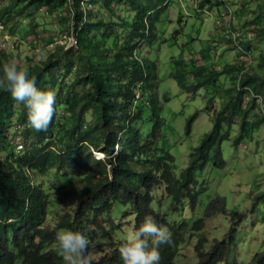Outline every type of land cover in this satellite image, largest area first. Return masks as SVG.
Segmentation results:
<instances>
[{
    "label": "trees",
    "instance_id": "16d2710c",
    "mask_svg": "<svg viewBox=\"0 0 264 264\" xmlns=\"http://www.w3.org/2000/svg\"><path fill=\"white\" fill-rule=\"evenodd\" d=\"M119 1L0 0V20L5 22L14 13L22 19L43 11L63 23L67 21L60 10L64 6L70 20L65 35H74L76 41L69 47L58 44L52 51L42 46L17 63L20 68L27 67L29 79L35 78L39 90L58 93L55 115L46 131L31 128L27 108L0 87V264H63L55 242L62 229L87 235L88 256L98 236L108 237L112 241L109 253L99 260L89 256L92 264H123L119 248L126 240L113 238L120 226L111 216L115 204L130 211L134 229L150 215L170 230L171 242L159 248L160 264H174L185 234L200 231L204 222L197 218L190 225L186 219L167 218V214L181 215L186 205L194 210L204 190L197 188L195 170L212 159L214 167L224 166L222 140L227 139V130L237 118L239 133L234 144L250 134L253 124L248 117L254 115L257 105L251 101L243 107V93L236 91L215 114L211 130L192 149L188 165L175 175L174 157L161 142L162 103L155 66L134 53L141 44L156 42V23L167 0H129L132 19H106V14L114 12L111 2L117 5ZM96 5L95 11L88 9ZM204 5L199 3L200 8ZM123 13L130 15L128 10ZM253 15L249 23L263 37L264 0ZM31 31L36 35L35 29ZM110 37L111 45L107 43ZM42 50L48 52L43 58L39 57L45 52ZM12 61L13 55L0 50V79L4 65ZM206 70L200 66L195 76L204 77ZM223 72L233 83L236 76L232 74L239 69L226 65ZM181 74L179 69L174 78L185 88ZM218 74L212 72L213 77ZM243 78V85L258 92L261 85L251 84L253 75L246 73ZM256 118L263 122L264 115ZM146 122L152 125L144 136ZM259 122L255 120V124ZM222 123L227 126L224 132ZM90 147L103 152L105 158H94ZM158 184L169 198L166 212L152 206ZM256 202H264V194L255 197L253 207ZM53 207L58 217L50 212ZM218 210H225V201L217 197L210 200L207 214ZM232 224L237 226L236 221ZM235 233V228L229 229L228 242L216 241L199 256L198 264H236ZM253 264H264V252L254 256Z\"/></svg>",
    "mask_w": 264,
    "mask_h": 264
},
{
    "label": "rangeland",
    "instance_id": "374dc122",
    "mask_svg": "<svg viewBox=\"0 0 264 264\" xmlns=\"http://www.w3.org/2000/svg\"><path fill=\"white\" fill-rule=\"evenodd\" d=\"M199 1L206 0H170L168 8L163 14L159 15V21L156 23L157 41L150 48L145 45L142 49L137 50L139 57L141 55V57L152 60L154 66H156L155 71L159 81L158 94L162 103L160 115L161 142L174 157V173L176 176L187 166L188 157L193 147L197 146L203 136L212 128V119L207 113L212 114L213 118L214 112L219 111L224 99V88L222 89L220 86H208L206 92L203 88H200L195 95L191 96L190 92L183 91L175 80L170 77L171 72L175 69L172 63L173 59L184 54L188 62L190 57L195 58V56L200 60L201 48L203 46L209 48L208 43L212 42L208 40L211 31L213 29L217 30L213 23L214 18L207 19L203 14L197 15V18L192 17L193 14L205 13V10H208L206 2H204V9H200ZM262 1L228 0L229 6L235 15L234 26L236 29L243 32L251 30L252 24L249 23V19L255 17L253 13ZM214 2L218 3L217 0H214ZM97 6L88 9L95 11ZM110 6L114 9V12H110L105 16L110 21H119L121 18L126 17V13H123L124 10L130 11V15H132L129 0H120L117 5H113V2H111ZM63 7L60 10L64 11L65 16L63 17L67 19L63 23L59 22V17L55 19V17L49 16L43 11L40 13L34 12L29 18L21 19L16 13L10 16L12 17L11 20L6 21L10 26L8 29L9 31L11 29L12 32H10L18 35L21 39L16 49H13L18 63H23L24 57H31L34 52L43 48L42 46L47 44L50 38H53L50 43L61 38L68 45L74 40V35H65L64 30L70 25V20L66 17L68 14L67 9ZM201 16L203 19H198ZM127 19L130 20L132 17ZM33 29H35L36 35L31 31ZM218 36L220 39L215 41L216 45L224 48L228 47L229 49H221L220 53L216 50V59L227 56L223 61L234 63L237 54L229 47L230 42L222 37L221 31H219ZM213 38L212 40H214ZM111 39L112 37L107 41L109 45H111ZM256 39L259 42L253 40V45H250L256 47L253 49L255 53L254 60H256L254 68L260 71L258 80L260 81L259 84H262L261 78L264 72L259 66V61L263 52L264 38L256 35ZM8 44L12 47L15 46L13 40L9 41ZM57 46L58 44L55 45L54 49H57ZM190 49L192 50L190 51ZM47 53L45 51L39 57L43 58V54L46 56ZM216 61L212 60L211 66L222 63ZM226 65L235 66L229 63ZM235 73L232 75H235ZM69 77H72V75ZM219 80L223 85L227 86L229 84L226 76H222ZM258 89L264 94V85H261ZM164 95L167 99H163ZM57 96L58 93L56 92V100ZM206 97L212 100L211 110L210 112L206 111L207 113L201 112L206 103ZM60 111L62 110L60 109ZM255 112L257 113H255L256 117L261 115L260 108ZM195 113H198V115L192 122L190 133L186 134V122ZM88 115L86 114V119H89ZM256 117L252 116L250 118L253 124L250 134L240 140L237 145L234 144V139L239 133V120L236 119L235 124L228 130L225 128L226 125L222 123V132L228 131L227 139L222 140L225 165L222 168H216L212 159L204 168L195 170L198 189L204 190L200 194L194 210L186 205L180 216L172 215L171 218H183L193 221L202 217L207 211L210 200L217 197H222L225 200L226 211L217 212L213 216L207 217L204 228L200 233L185 234L184 243L180 247L181 257L176 258V260L179 258L177 264H187L195 261L193 247L199 236H205L209 242L213 238H224L223 235L231 228V222L233 221H236L237 225V237L234 247L237 264H253L255 253L264 252V204L256 202L253 207L255 197L259 193L264 194V120L261 122L262 119ZM255 120H260V124H255ZM151 125L152 123L146 122L142 126L144 136L148 134ZM155 190V199L152 206L154 208L160 206L163 212L168 211L169 199L164 194L165 191L162 185L157 186ZM72 207L71 209H73ZM120 207V204H115L111 214L119 221L120 228L124 230L125 234H128L133 226V217L131 214H125L124 209ZM63 208L67 209V207ZM60 211L62 212L61 209ZM50 212L58 217L56 208H51ZM167 217L169 218L168 214ZM113 237L118 239V234H114ZM110 243V240L104 241L98 236L93 244L91 256L99 259L106 255Z\"/></svg>",
    "mask_w": 264,
    "mask_h": 264
},
{
    "label": "clouds",
    "instance_id": "9594fccd",
    "mask_svg": "<svg viewBox=\"0 0 264 264\" xmlns=\"http://www.w3.org/2000/svg\"><path fill=\"white\" fill-rule=\"evenodd\" d=\"M217 1H218V3H215L214 0L202 1V2H206V6H207L208 10L206 9L205 13H196V14L192 15V17H195V18H197L196 17L197 15H201V14H203L207 19L214 18L213 23H214L215 28L217 30L213 29L211 31V34H210V37L208 38V40H210L212 42H209L207 40L209 42L208 43L209 48H206L205 46H203L201 48V51L199 53L200 54L199 55L200 60H198V57L195 56V58L190 57L189 58L190 60L188 62L185 59L186 57L184 56V54H181L179 57L174 58L172 63L174 65L175 69L171 72L170 77H172L175 80V82L177 83V85L179 86L178 80H177V78H174V76H175V73H177L178 70L180 69V71L182 72L181 75L184 78L185 88H183L181 86H179V88H181L183 91L190 92L191 96L195 95L196 92L200 88H203L206 92V90L208 89V86H220V87H222V89L224 88V99H223V102L221 104L219 111L223 107L224 103L228 100V96L230 94H235L236 91H239V92L243 93V96H242L243 107L249 106L251 101H253L254 104L257 105L256 109L253 110V114L255 115V113H256L255 111L260 107L261 108L260 109L261 114L264 115V109L262 108V105H264V94L259 89H258V92H256L253 89H251L250 87H248L249 85H243L241 83L242 80L244 79L243 77L245 76L246 73L253 75V78H255L254 83L251 82V84L256 85V84H259V82H260L258 80V75H259L260 71H257L254 68L256 60H254L255 59V55H254L255 53L253 52V49H255L256 47L251 46V45H253L252 44L253 40L256 42H259L256 39L258 28H254V26L252 25L251 30L244 31V32L239 31L234 26L235 15H234L232 8L229 6L228 0H217ZM166 2H167L166 8L162 12V14L168 8L170 0H167ZM200 2L201 1H199V3ZM200 9H204V7L200 8ZM125 16L129 17L131 15L125 14ZM198 19H203V17L202 16L198 17ZM0 23L3 25V30L0 32V38L6 34V35H8L9 41L13 40V42L15 43L14 47L10 46L9 44L4 49L0 47V50L5 51L7 54L13 55L14 59H15V62L12 61V62L6 63L4 65V67H3L4 75H3V78L0 79V87H3L5 90L10 92L11 96L13 97V99L16 102L23 104L27 108V110H28L27 119H28V124L31 128H33L37 132L46 131L47 128L49 127L50 123L52 122L54 115H55L56 92L54 90H46V91L39 90L36 87L35 78L29 79V72H28L27 67L20 68L17 65V63H18V61L16 60L17 56H16V54L13 53V49H16V46L19 44L20 37L16 34H12L9 31L8 25L6 24L5 21L0 20ZM219 31H221L222 37L225 38V40L230 42L229 47L232 48L234 50V52L237 54V59H236V61H234V63L223 61L224 58L227 56L219 57L217 59L215 57L216 56V54H215L216 50H218V52L220 53L221 49L222 50H226V49L228 50L229 49L228 47L224 48L223 46H217L216 45L215 41L220 39L218 36ZM212 38L214 40H212ZM261 38H264V36ZM75 42H76L75 37H74V40L69 45L64 43V41L61 40V38H60V39H55L54 42L49 43V44H45L43 46L48 47V48H46V50L52 51V50H54L56 44H65L66 47H69V46L75 44ZM141 45H143V46L140 47V49H142L145 46L144 44H141ZM152 46L146 45V47H148V48H150ZM262 49H263V52L260 55L261 59L259 61V66L262 68V71L264 72V47H262ZM136 50H139V49H135V51H134V53L138 56V53ZM191 50L192 49H190V51ZM212 60L213 61L217 60L216 62L219 61L222 63H218L214 66H211ZM223 62H225V63H223ZM183 63L185 64V66L183 65ZM228 63L234 64L235 66H233V67L239 69V72H236L234 75V76H236V80L234 79L233 83H232V79L225 72H223L224 67ZM18 64H21V63H18ZM200 66L206 67V69H207L206 73L207 74H205L204 77L198 78L195 76V74H196L197 70L200 68ZM213 68L215 71L213 70ZM154 70H156V66H155ZM154 72L156 73V71H154ZM212 72L219 73V74L217 76L213 77ZM156 75H157V73H156ZM222 76H226L228 78L229 84L227 86L223 85L220 82L219 79ZM199 81H201L202 83L199 84ZM261 82H262V84H259V85H264V75L261 78ZM138 98H139V94L137 93L135 101H137ZM163 99H167L166 95L163 96ZM211 105H212L211 98L206 97V103H205L204 107L201 109V112H206V111L210 112ZM219 111H217V112H219ZM217 112H214L213 118H212V114L207 113L208 116L212 119V126L214 124V118H215V114ZM197 115H198V113H195L187 120L186 126H185V133L186 134L190 133L192 122L194 121V119L196 118ZM254 115L249 116L248 121H250V118ZM188 126H190V129H189V132H186V128ZM225 128H227V126ZM160 132H161V128H160ZM161 135H162V133H161ZM118 147H119L118 144H116L115 145V151L118 150ZM221 147H222V145H221ZM16 148H17V150L21 149L20 142H17ZM90 150H91L92 156L94 158L99 159V160L105 158V155L103 152L96 151L92 147H90ZM191 152H192V150H191ZM189 158H190V154L188 157V162H189ZM108 168L110 170L109 165H108ZM195 179H196V174H195ZM196 183H198L197 180H196ZM159 185H161V184H158L157 186H159ZM162 187H163V185H162ZM197 188H198V186H197ZM163 190H164V187H163ZM164 194L166 195L165 192H164ZM260 194H262V193H259L258 195H260ZM218 198H222V197H218ZM154 199H155V195H154ZM258 203L264 204V202H258ZM154 209L161 211L160 206L157 208H154ZM207 210H208V208H207ZM225 211H226V203H225V210L224 211L218 210V211L211 213V214H207V211H206V213L202 217H199V218L203 219V222L205 225V219L207 217H211L217 212H225ZM125 214H130V211L126 209ZM172 215L180 216L177 214H171V215H169V218H171ZM111 216L113 217V219L116 223L119 222L114 217L113 214H111ZM196 219H194L193 221H195ZM186 220L190 223V225L193 223V221H190L189 219H186ZM233 222H235V221H233ZM233 222H231V228L230 229H232V228L236 229V227H232ZM204 225H203V228H204ZM118 228H119V230L115 231L113 233V236H114V234H118V239L122 238L121 240H126V242L123 243L119 248V255H120L121 260L123 261V264H160V261H161V253L159 250L160 245L167 244V243L171 242L172 233L170 232V230L167 227L158 224L153 216L148 215V216L144 217L143 222L140 224V226L138 228L134 229V227L132 226V228L128 232V234H125L124 230H122L120 228V226H118ZM203 228L200 231L189 230L187 233H189V234L192 232L193 233H200L203 230ZM236 231H237V229H236ZM228 233H229V230L223 235L224 238H213L211 242H209L205 236H199L197 238V242H196L195 246L193 247V254L195 257V261H192V263H187V264H198L199 256L202 255L204 252L208 251V249L216 241L227 243L228 239H229ZM236 237H237V232L235 233V236H234L235 242H236ZM100 239H103L104 241L109 240L108 237H106V238L100 237ZM184 239H185V236H184ZM149 240H151V246L149 245ZM55 242H56L58 253L62 257L63 264H92L90 257H92L91 253H92L93 245H92L91 249L89 248V256H90L89 257L87 255V249L89 246V239L84 232L62 229L56 233ZM183 243H184V241L181 243V245ZM111 245H112V241L109 244L108 251H106L107 254L110 251ZM181 245H180V247H181ZM180 247H179L178 255H176L174 258V264H177L178 259L181 257ZM234 251H235V249H234ZM259 253L260 252H257V253H255V255L259 254ZM103 256H105V255H103ZM178 256H179V258L176 260V258ZM102 257H100V258H102ZM99 259H97V260H99ZM235 259H236V264H237L236 253H235ZM253 259H254V257H253Z\"/></svg>",
    "mask_w": 264,
    "mask_h": 264
},
{
    "label": "built area",
    "instance_id": "2783aa9c",
    "mask_svg": "<svg viewBox=\"0 0 264 264\" xmlns=\"http://www.w3.org/2000/svg\"><path fill=\"white\" fill-rule=\"evenodd\" d=\"M3 30V25L0 23V32ZM9 43V38H8V35H3L1 38H0V47L1 48H5Z\"/></svg>",
    "mask_w": 264,
    "mask_h": 264
},
{
    "label": "bare ground",
    "instance_id": "6f19581e",
    "mask_svg": "<svg viewBox=\"0 0 264 264\" xmlns=\"http://www.w3.org/2000/svg\"><path fill=\"white\" fill-rule=\"evenodd\" d=\"M64 176V175H63Z\"/></svg>",
    "mask_w": 264,
    "mask_h": 264
}]
</instances>
